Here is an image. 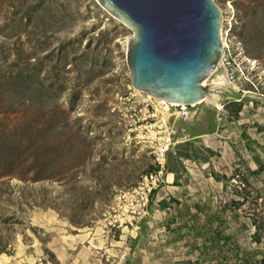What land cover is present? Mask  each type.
Wrapping results in <instances>:
<instances>
[{
	"label": "rangeland",
	"instance_id": "rangeland-1",
	"mask_svg": "<svg viewBox=\"0 0 264 264\" xmlns=\"http://www.w3.org/2000/svg\"><path fill=\"white\" fill-rule=\"evenodd\" d=\"M214 2L227 47L206 88L258 97L251 133L259 137L264 0ZM131 36L96 0H0V74L26 68L44 84L33 86L20 118V105L0 96V162L13 164L0 179V249L7 251L0 264H186L198 256L201 238L184 224L185 208L180 225L165 227L168 213L188 200L189 180L170 188L164 172L150 192L140 189L155 169L153 139L176 118L168 104L132 87ZM227 102L237 116L236 102ZM244 162L222 167L229 175L222 192L200 184L210 201L200 204L221 213L226 235L255 264L264 259V172L251 177ZM163 198L168 209L157 211ZM224 256L206 248L198 262L243 263L230 250Z\"/></svg>",
	"mask_w": 264,
	"mask_h": 264
},
{
	"label": "water",
	"instance_id": "water-1",
	"mask_svg": "<svg viewBox=\"0 0 264 264\" xmlns=\"http://www.w3.org/2000/svg\"><path fill=\"white\" fill-rule=\"evenodd\" d=\"M132 31L126 63L132 87L166 103L200 107L204 83L224 56L214 0H96Z\"/></svg>",
	"mask_w": 264,
	"mask_h": 264
},
{
	"label": "crops",
	"instance_id": "crops-1",
	"mask_svg": "<svg viewBox=\"0 0 264 264\" xmlns=\"http://www.w3.org/2000/svg\"><path fill=\"white\" fill-rule=\"evenodd\" d=\"M208 90L210 94L217 95V100L203 102L186 121L175 119V128L178 131L175 147H172L166 156L164 182L170 185V188L177 189L180 188L183 178L189 180L187 188L182 190L185 191L188 200L177 205L174 212L168 213L169 217L171 215L175 217L172 224L177 226L180 225L179 212L184 208L189 209L191 213L195 205L210 203L199 193V190H203L200 184L207 185L210 189L214 187L216 193L225 190V178L229 175L227 171L225 175H221L222 167L228 169L231 165L235 167L237 163L245 161L251 177H257L260 172H264V135L257 133L259 137H256L251 133L256 129L254 122L258 121V115L253 112L258 97H248L236 91L226 93L213 92L211 88ZM230 99L241 106L235 117L227 110V100ZM218 105H224L228 115L220 122L218 117L221 112L217 110ZM185 147L186 151L183 150ZM258 167L260 172H257ZM165 200L163 198L159 201L157 211L161 209L162 201L166 206L163 209H168Z\"/></svg>",
	"mask_w": 264,
	"mask_h": 264
},
{
	"label": "trees",
	"instance_id": "trees-1",
	"mask_svg": "<svg viewBox=\"0 0 264 264\" xmlns=\"http://www.w3.org/2000/svg\"><path fill=\"white\" fill-rule=\"evenodd\" d=\"M35 84L37 89L38 87L39 89H44L42 80L33 81L29 71L26 68L14 73L10 72L7 74H0V96H7L11 99H14L15 102H17L16 104L20 105V107H18L17 113H15L17 118L24 116V112L22 111L23 106H25L27 103H30L32 91L35 89L33 86H35ZM240 109L241 106L237 105L234 110L235 113ZM19 128L22 129L19 131V138L28 134L29 127L27 125L19 126ZM15 148H17V146ZM11 165L13 166L12 162L9 163L7 160L0 162V168H4L2 169L4 171L0 173V179L10 175L7 174V172L9 173L10 171H6V169H9ZM257 172H260V167H258ZM164 204V201H162L160 206L166 207ZM193 209L194 210L191 213L189 212V209H185L184 215L188 221H186L184 224L189 226V231L193 232L194 235L201 238V240L199 243H196L194 248L195 251L198 252V256H196L195 261L189 260L186 262V264H200L198 262L199 258L206 248L215 254H223V256L230 250V252H232L234 255L244 258L242 264H252V259L254 257L251 256V259H249L247 255L242 253L241 248L235 245L236 242H233V240L228 235H226L225 230L221 225L222 223L218 221V217H220L221 213H215L212 209L209 210L201 204L195 205ZM180 214H183V212H179V215ZM214 221L216 222L215 225H213ZM174 222L175 217L171 215L167 219L165 227L170 228V225ZM259 239L260 238H257L256 240L258 241ZM2 253L7 254V251L4 247L0 249V254ZM51 256H53V254H51ZM262 260L263 261L258 260V263L256 262L255 264H264V259Z\"/></svg>",
	"mask_w": 264,
	"mask_h": 264
},
{
	"label": "built area",
	"instance_id": "built-area-1",
	"mask_svg": "<svg viewBox=\"0 0 264 264\" xmlns=\"http://www.w3.org/2000/svg\"><path fill=\"white\" fill-rule=\"evenodd\" d=\"M206 85L207 81H205L204 83L205 87ZM147 97L151 99L149 96ZM170 107L174 110V112L172 113V115H174V118L180 119L182 121L190 119L191 114L193 113V111H190L189 106L187 105L178 104L177 106L171 105ZM217 110L221 112L218 117L219 122L222 121L223 118H226L228 116L224 105H218ZM177 133L178 131L173 126V124L165 125V129L161 132L162 135L153 139L154 141H156L153 152L155 169L142 178V181L140 182V189L147 188V192H150V186H153L156 183L162 181L166 165V152L168 148L175 143V137Z\"/></svg>",
	"mask_w": 264,
	"mask_h": 264
},
{
	"label": "bare ground",
	"instance_id": "bare-ground-1",
	"mask_svg": "<svg viewBox=\"0 0 264 264\" xmlns=\"http://www.w3.org/2000/svg\"><path fill=\"white\" fill-rule=\"evenodd\" d=\"M221 41H222V45H223V48L225 49V47H226V43L224 42V39H223V34H221ZM221 62V61H220ZM219 79V81H213V84H219V83H221V78H218ZM139 92V91H138ZM217 100V95L216 94H210L209 95V97H207V98H205L204 99V102L205 101H211V102H215ZM159 103H162V104H168L169 106H173V105H175V106H177L178 104H175V103H166V102H164V101H162V100H157Z\"/></svg>",
	"mask_w": 264,
	"mask_h": 264
}]
</instances>
